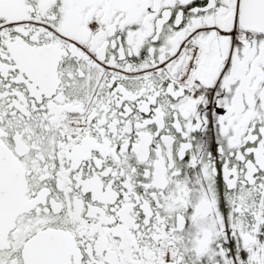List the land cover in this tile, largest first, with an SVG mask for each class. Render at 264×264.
I'll return each mask as SVG.
<instances>
[{
  "label": "snow or ice",
  "instance_id": "1",
  "mask_svg": "<svg viewBox=\"0 0 264 264\" xmlns=\"http://www.w3.org/2000/svg\"><path fill=\"white\" fill-rule=\"evenodd\" d=\"M0 264H264V0H0Z\"/></svg>",
  "mask_w": 264,
  "mask_h": 264
}]
</instances>
